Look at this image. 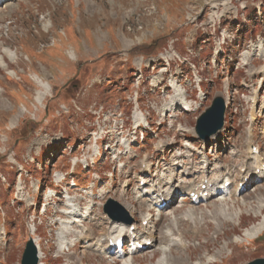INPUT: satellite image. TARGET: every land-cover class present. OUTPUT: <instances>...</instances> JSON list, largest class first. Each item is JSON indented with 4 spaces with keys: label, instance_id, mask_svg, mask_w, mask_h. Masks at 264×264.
Segmentation results:
<instances>
[{
    "label": "rangeland",
    "instance_id": "1",
    "mask_svg": "<svg viewBox=\"0 0 264 264\" xmlns=\"http://www.w3.org/2000/svg\"><path fill=\"white\" fill-rule=\"evenodd\" d=\"M0 1V264H20L32 227L42 252V264H76V256L77 260L82 259V264H166L159 244L146 251L139 250L133 259L126 255L128 243L124 251L102 254L83 249L81 239L74 242L73 248L61 252L57 220L61 217L71 221L70 216L59 212L64 208L63 189L53 186L55 196L46 198L45 189L52 186L54 171H67L70 158L89 136L98 116L106 135L98 141L101 156L90 171L103 175L112 169L110 150L116 131L108 123L107 115L111 111L130 115L136 96L141 110L150 116L158 111L164 114L165 122L160 126L151 123L153 131L138 128L144 139L134 144L126 167L118 171L113 165L116 185L108 195L119 203L124 198L136 199L133 188L145 156L153 164L149 174L152 180L166 172L163 167L170 165L176 154L179 155L176 161L181 163V159H186L183 155L192 153L193 165L196 162L198 167L203 156H207L208 173L214 174L217 163L233 165L228 169H234L232 176L236 181L238 170L246 164L244 141L252 134L251 145L257 148L258 161L264 163V0H7L5 4ZM218 20L225 26L228 39L222 46L224 52L219 51L213 60L218 36L214 26L217 27ZM178 55L182 62L173 60ZM162 57H168L169 64L166 72L159 73L165 65ZM139 62L147 65V70L142 69V77L138 73ZM185 63H193L190 70L197 68L198 74L207 78L200 83L201 101ZM211 76L213 80L209 82ZM170 78L180 83L188 99L198 104L196 110L188 113L182 112L183 107H173L176 116L172 120L170 110L164 109L170 101L166 96ZM155 80H161L158 87ZM40 82L49 86L41 100ZM150 86L154 91L149 90ZM223 92L228 95L223 128L207 140H199L193 132L196 119L211 104L213 96ZM99 108L97 116L93 110ZM130 124L126 127L131 138L135 131ZM159 138L164 145L156 151L154 145ZM67 145L71 146V153H66ZM39 149L40 154L34 155ZM75 167L74 180L82 187L89 186V172ZM125 168H129L128 173ZM259 169L264 172V166ZM105 178H101L103 184ZM124 179L129 180L125 187ZM255 185H260V189L254 191ZM243 186H239L241 192L235 200L223 201L231 212L239 210V214L233 221L225 222L216 237L215 224L208 218L201 224L202 233L196 237L186 235L187 245L190 243L186 252L191 256L189 260L210 256L231 237L237 238V242L225 245L213 258L214 262L205 264H245L264 257V240L256 236L250 240L244 234L248 226L264 215V201L262 211L256 210L258 199L264 197V180L260 183L258 175H254ZM235 187L233 182L231 189ZM120 190L124 191V197ZM246 193L249 197L242 202ZM75 195L80 207L91 204L93 199L80 192ZM179 198H173L161 221L157 220L159 208L157 213L149 212L148 222L157 223V228L168 223L173 214L181 216L189 207L195 211L210 210L215 202L210 198L207 206L204 202L191 206L185 197L186 201L177 208ZM43 199L47 204L45 211L41 209ZM94 201L93 213L99 215L100 224L84 219L81 228H87L86 233L92 229L94 235L101 236L107 226L102 216L107 215L103 214V206ZM101 201L105 198L99 192L98 202ZM127 208L132 223L146 226L147 220L142 221L140 214L146 211L145 207L136 205L131 208L132 214ZM188 222L185 220L181 228H186ZM70 226L71 237L79 227L74 222ZM170 250L169 262L178 254L174 245Z\"/></svg>",
    "mask_w": 264,
    "mask_h": 264
},
{
    "label": "bare ground",
    "instance_id": "2",
    "mask_svg": "<svg viewBox=\"0 0 264 264\" xmlns=\"http://www.w3.org/2000/svg\"><path fill=\"white\" fill-rule=\"evenodd\" d=\"M3 4L7 3V0H2ZM1 2V1H0ZM2 3V2H1ZM0 3V5H1ZM2 4V5H3ZM228 34L226 31L220 32V37H217V43L215 46L219 47L221 42H224L228 39ZM72 56V54H71ZM165 61V64H168V61L166 58H163ZM176 59L179 61H182V59L178 56H176ZM165 69V67H163ZM263 68V66H262ZM163 70V69H162ZM195 75V74H194ZM138 79V78H137ZM40 85L43 89V92L39 95L40 100L42 99L43 95L48 90L49 86L48 84L40 82ZM171 97H174L173 103L170 104L169 107H165L166 109H172V105H185L189 106L186 101V96L181 88H179L177 85H175V93L172 90ZM222 96L225 99V102H227V95L222 94ZM101 108L99 110H93L94 113H97V116L100 113ZM171 116H176L175 110L172 111ZM99 117V116H98ZM98 117L95 120V123H97L96 130L91 132L90 137L88 138V149L90 150L91 154H94L97 152V150H94L95 141L98 138H101L105 136L106 130H104V126H102L99 123ZM15 119V116L11 120V122ZM107 121L109 124L114 126V129L116 131L115 134V141L114 144L111 146V148L115 147V143L117 142L118 138H121V135H124V130L122 129L123 124V117L122 113L118 112L115 113V111H111L107 115ZM160 121H163V119H159L157 123L159 124ZM127 134V133H126ZM252 134L248 135L245 139V151L244 156L245 160V166L242 168V170H238V179L236 181H233L232 171L230 169L232 166L229 165L223 166L221 163H217V169L214 171V174L209 171V161L207 156H203V162L200 167L197 166L196 162L193 165V161L195 160L194 154H192L190 151L187 153L188 155H183L185 160L176 161L179 157V155H175L172 159V163L168 166H164L163 170H166V172H162L160 177L157 180H146L143 174H147L148 171V162L146 163V156L142 159V168L139 170V179L137 180L138 185H136V188L134 189L135 197L136 199L134 201L127 200V198H124V201H122V204L124 207H128L127 209L132 213L131 208H135L136 205L139 208L145 207V212L140 213L142 215V221L147 220V216L155 210L157 213V208L160 209V213L158 215L157 220L161 221V217L166 215L167 207H170L172 204L173 198L176 196H179V203L180 205H177L178 207H181L183 203L186 201L185 197L189 199L190 205L193 206L194 204L201 203H207L205 206L208 205V200L210 198H213V208H209L210 210H193L191 207L186 211V213H183V215L178 216L176 214H173L170 218V221L164 225H159L156 228L157 223H149L147 220L146 226H136L135 224L120 226L117 221L111 220L110 217L102 216L103 219L106 221V225L104 227V233L101 236H96L93 234L92 229L86 233L87 228H81L82 224L81 221L83 219H89L90 221H93V224L99 225V215L96 216L95 213H93V207L91 204H87L84 207H80V203L77 201V197L74 195H71L70 193H66L64 197L61 199L63 202L62 205L64 208L63 210H60L62 214L69 215L71 221H67L64 218L61 217L58 219L59 224V239L61 240L60 248L65 251H68L69 248H73L74 242L77 240L84 239L82 244L83 249H91V250H97L102 254H107L111 250H113V247L118 245L119 241L121 242H130L131 248L129 249V254H131L132 259L134 258L135 254L139 252V250L146 251L151 248H155L156 244H159L161 247L160 250L166 258V264H205L214 262L213 258L220 254V252L224 249V246H228V244L232 241L237 242V238L231 237L229 241H227L223 246L219 247L213 254L210 256L206 255H200L199 258L195 259L194 261L189 260L191 257L189 254H187V248L189 247L190 243L187 245L186 242V235L191 234L193 237L198 236L200 233L203 232V229L201 227V224L204 222L205 218L212 219L214 226V234L215 237L220 232V228L224 225L225 222H231L234 219V216H238V212H231L229 210V206L223 202L232 199L235 200L238 192L240 193L239 186L244 185V187L247 186L249 181L253 178L254 175H258L259 181L264 180V172L261 168L264 166V163H261V161H258L256 157V153H254L251 150V144H252ZM217 141V138L216 140ZM111 145V144H110ZM163 142L160 140L158 143V146H162ZM257 149V148H256ZM233 152V151H232ZM237 153V151H235ZM235 153V154H236ZM187 160V162H185ZM253 160V161H252ZM200 162V160H199ZM180 164V166H176ZM200 164V163H199ZM243 165V164H242ZM85 166V164H84ZM176 166V168H175ZM231 166V167H230ZM178 172L175 170H177ZM215 167V165H214ZM256 169H259L260 172L258 174L255 173ZM258 170V171H259ZM209 174V175H208ZM176 177V178H175ZM139 181H143L144 184L142 187L139 185ZM229 182V185L225 186V183ZM235 182L236 187L231 189V186ZM256 183V182H255ZM254 186V185H253ZM262 188V187H261ZM260 189V185H255L253 190ZM252 190V191H253ZM51 190L48 189V191L45 194H50ZM88 194L91 192L88 191ZM123 194V193H122ZM264 196V195H263ZM262 196V197H263ZM249 197V194L246 193L242 195V202H244ZM172 201V202H171ZM264 201V197L262 199H258L256 210L258 212H261L263 209V206L261 202ZM212 202V200H211ZM127 203V204H125ZM136 204V205H135ZM242 204V203H241ZM244 204V203H243ZM47 206V204H46ZM45 206V207H46ZM195 208V206H194ZM46 209V208H45ZM150 212V213H149ZM241 212V211H240ZM147 213V215H146ZM171 213H174L173 211ZM185 220H189V224L186 228H181V225ZM202 220V221H201ZM74 222L76 227H79V229L73 231V236L70 237L68 235L71 231L70 223ZM121 223V222H119ZM123 224V223H122ZM142 224V223H141ZM149 224V225H147ZM163 224V223H162ZM130 227H133V230H130ZM33 229V231H32ZM30 230V234L35 232V228L32 227ZM262 230H264V215L262 218L257 221L256 223L248 226L245 229V236L248 239H254V237L258 236ZM72 232V231H71ZM190 232V233H189ZM190 236V235H189ZM255 237V238H256ZM207 238V237H206ZM188 239V238H187ZM198 240V239H197ZM205 240L204 242H206ZM149 244L147 245V243ZM197 242V241H196ZM241 242V241H239ZM114 243V245H113ZM155 243V244H154ZM154 244V246H151ZM198 243H194L192 246H196ZM200 244V243H199ZM174 245L175 249L177 250L178 254L173 256L171 258V261L169 262V257L167 258L168 251L172 253L170 250V247ZM151 246V247H150ZM67 248V249H66ZM133 248V249H132ZM115 250V249H114ZM134 250V251H133ZM174 250V249H173ZM175 251V250H174ZM62 252V251H61ZM118 252L117 250L113 251ZM182 252H185L186 254H183ZM39 258L41 260L42 254L39 249ZM127 255V254H126ZM76 256V264H82V259ZM162 261V257L160 258ZM152 260H150L151 262ZM155 261V260H154ZM133 263V261H132ZM159 263V262H158ZM42 264V263H40Z\"/></svg>",
    "mask_w": 264,
    "mask_h": 264
},
{
    "label": "water",
    "instance_id": "3",
    "mask_svg": "<svg viewBox=\"0 0 264 264\" xmlns=\"http://www.w3.org/2000/svg\"><path fill=\"white\" fill-rule=\"evenodd\" d=\"M225 107L222 93L215 94L211 104L196 119L194 132L199 139L206 140L223 127ZM103 212L112 220L122 221L126 224L132 222L126 209L113 199H107L103 205ZM259 239H264V233L259 236ZM20 264H37L36 250L31 239L25 244ZM245 264H264V257L255 258Z\"/></svg>",
    "mask_w": 264,
    "mask_h": 264
}]
</instances>
